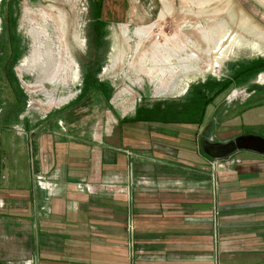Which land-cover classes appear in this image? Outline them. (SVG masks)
<instances>
[{
  "label": "crops",
  "instance_id": "0c3cea01",
  "mask_svg": "<svg viewBox=\"0 0 264 264\" xmlns=\"http://www.w3.org/2000/svg\"><path fill=\"white\" fill-rule=\"evenodd\" d=\"M94 90L90 96L107 104L106 125L116 123L107 133L92 135L74 118V108L93 101L58 113L62 127L55 119L26 124L32 142L15 130V138L0 139V264H264V155H232L213 175L199 147L207 112L201 122L200 114L176 120L172 112L182 110L165 118L169 108L136 101L112 120L109 106L127 103ZM261 101L251 111L237 103L212 111L222 107L216 117L230 139L264 137ZM249 112L261 133L235 128L237 115ZM37 173L54 181L52 196Z\"/></svg>",
  "mask_w": 264,
  "mask_h": 264
},
{
  "label": "rangeland",
  "instance_id": "374dc122",
  "mask_svg": "<svg viewBox=\"0 0 264 264\" xmlns=\"http://www.w3.org/2000/svg\"><path fill=\"white\" fill-rule=\"evenodd\" d=\"M99 1L0 0V139L17 132L32 142L36 134L26 124L58 122L66 107L93 101L98 105L91 109L74 108V118L92 135L107 133L116 123L106 125L107 104L90 96L93 88L105 100L127 103L109 106L112 120L136 101L141 108H169L165 118L182 110L181 116L172 112L174 119L197 120L204 101L225 87L210 102L199 140L234 136L218 123L222 104L249 111L262 105L264 0H102L100 16L93 5ZM182 88L190 89L186 96L177 93ZM245 113L235 128L261 133L253 112ZM246 153L253 154L234 155Z\"/></svg>",
  "mask_w": 264,
  "mask_h": 264
},
{
  "label": "water",
  "instance_id": "95a60500",
  "mask_svg": "<svg viewBox=\"0 0 264 264\" xmlns=\"http://www.w3.org/2000/svg\"><path fill=\"white\" fill-rule=\"evenodd\" d=\"M200 142L204 154L213 160H226L243 150L264 155V137L260 134H243L228 140V142H212L208 137H204Z\"/></svg>",
  "mask_w": 264,
  "mask_h": 264
},
{
  "label": "built area",
  "instance_id": "2783aa9c",
  "mask_svg": "<svg viewBox=\"0 0 264 264\" xmlns=\"http://www.w3.org/2000/svg\"><path fill=\"white\" fill-rule=\"evenodd\" d=\"M261 76V75H260ZM19 129H17V131L18 132H20L19 134L21 135H24L23 133V129L21 128L20 129V127H18ZM212 141V140H211ZM130 154V153H129ZM219 161L220 160H216V159H214V160H211L210 161V166H211V171H212V174L214 175V173H215V170L217 169V167H218V165H219ZM34 176V179H35V181H36V183H38L39 184V186L40 187H42L43 189H45L46 191H48L49 192V194L52 196L53 194H54V192H55V183H54V181H51L47 176H45L44 174H42V173H37L36 175H33ZM85 187H86V189L89 191V192H92L93 191V189H92V186L91 185H89V184H86L85 185ZM3 202H2V200H0V208H3ZM127 227H128V231H129V233H131V234H133V224H132V220H130L129 222H128V225H127ZM28 264H30V262L28 261L27 262Z\"/></svg>",
  "mask_w": 264,
  "mask_h": 264
},
{
  "label": "trees",
  "instance_id": "16d2710c",
  "mask_svg": "<svg viewBox=\"0 0 264 264\" xmlns=\"http://www.w3.org/2000/svg\"><path fill=\"white\" fill-rule=\"evenodd\" d=\"M102 4H103L102 0L99 1L98 4H97V2H95V3L93 2V5H94L95 8L97 9L96 12L99 13V16L101 15V12H100V11H101ZM259 66H260L261 68L264 69V62L260 63ZM94 89H95V88H93V91H94ZM225 89H226V88L223 87L221 90H219V91L213 96V99H210V100H206V101H204L203 106H202V107H203V109H202L203 114H202V116H201L200 122H201L202 119H204L205 114H206V109L209 107L211 100L214 101L216 98H218V96H219V95H220ZM92 93H93V92H92ZM107 100H108V99H107ZM107 102H109V100H108ZM18 104H19V103H18ZM202 138H204V137H202ZM202 138H201V139H202ZM201 139H200V141H201ZM199 147H200V150H201V152L203 153V155H204L205 157L209 158L210 160H213V159H211L209 156H206V155L204 154V152H203V150H202L201 142H200V144H199Z\"/></svg>",
  "mask_w": 264,
  "mask_h": 264
},
{
  "label": "flooded vegetation",
  "instance_id": "af4514ba",
  "mask_svg": "<svg viewBox=\"0 0 264 264\" xmlns=\"http://www.w3.org/2000/svg\"><path fill=\"white\" fill-rule=\"evenodd\" d=\"M209 139V138H208Z\"/></svg>",
  "mask_w": 264,
  "mask_h": 264
}]
</instances>
